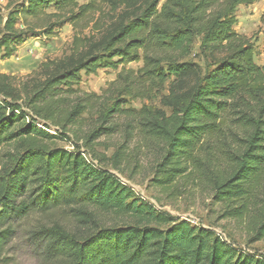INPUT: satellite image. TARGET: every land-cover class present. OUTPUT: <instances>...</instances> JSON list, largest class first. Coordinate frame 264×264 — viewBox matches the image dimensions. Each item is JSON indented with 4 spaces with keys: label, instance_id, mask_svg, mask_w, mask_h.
Listing matches in <instances>:
<instances>
[{
    "label": "trees",
    "instance_id": "obj_1",
    "mask_svg": "<svg viewBox=\"0 0 264 264\" xmlns=\"http://www.w3.org/2000/svg\"><path fill=\"white\" fill-rule=\"evenodd\" d=\"M6 1L2 59L65 25L85 23L90 32L18 85L0 74V148H9L1 155L0 248L11 225L63 209L75 229L41 221L29 235L54 264H264L156 213L105 169L137 168L138 154L155 150L151 188L170 200L200 188L222 218L264 240V64L235 30L237 8L259 0ZM196 44L202 64L189 59ZM99 69L119 71L116 80L100 95L82 92L81 75ZM157 99L160 108H126ZM115 135L110 158L96 151Z\"/></svg>",
    "mask_w": 264,
    "mask_h": 264
},
{
    "label": "rangeland",
    "instance_id": "obj_2",
    "mask_svg": "<svg viewBox=\"0 0 264 264\" xmlns=\"http://www.w3.org/2000/svg\"><path fill=\"white\" fill-rule=\"evenodd\" d=\"M89 0H77L82 5ZM6 0H0V15L5 16ZM264 10V0L250 6H239L236 11L237 33L251 39L254 47V61L257 65L264 64V20L262 12ZM1 29V26H0ZM90 32V26L82 23L76 30L70 25H65L58 30L54 37L45 36L29 37L20 45L14 55L9 59L0 58V74L9 76L13 83L18 85L27 77L33 74L41 63L47 60L59 59L70 52V47L74 35H86ZM198 45L193 47L190 60L202 64L197 58ZM142 67V62L130 63L126 69L136 71ZM119 71L109 69H99L95 74L81 75L79 89L88 94L100 95L112 82L116 80ZM166 94V91L163 92ZM160 108L158 99L155 101H129L126 108L139 110L142 106ZM90 121L85 124L83 132L87 130ZM55 134L54 131H50ZM120 135L111 138H102L95 145L96 151L110 158L113 150L108 146L119 140ZM81 143H79L80 145ZM59 147L65 150H73L72 145L67 140L58 142ZM132 148V147H131ZM9 148H0V168L2 165V153ZM141 153V152H140ZM139 157V164L134 168L133 164L124 165V172H118L111 168L106 171L116 177V179L129 190L134 198L153 209L156 213L172 219L174 223L185 221L192 226H196L212 232L215 236L235 251L250 255L264 262V240H255L247 233L242 222L222 218L220 206L215 204L210 195L200 188L185 192L177 199L170 200L159 191L149 186L153 177V167L157 158V152L146 151ZM134 159H137L135 150L131 152ZM86 158H88L86 156ZM53 220L60 222L68 229H75V223L68 212L58 209L43 216L31 215L17 224L11 225V237L0 248V264H54L46 258L38 247L29 238L30 232L34 230L39 222L49 223Z\"/></svg>",
    "mask_w": 264,
    "mask_h": 264
},
{
    "label": "crops",
    "instance_id": "obj_3",
    "mask_svg": "<svg viewBox=\"0 0 264 264\" xmlns=\"http://www.w3.org/2000/svg\"><path fill=\"white\" fill-rule=\"evenodd\" d=\"M263 65V64H262Z\"/></svg>",
    "mask_w": 264,
    "mask_h": 264
}]
</instances>
